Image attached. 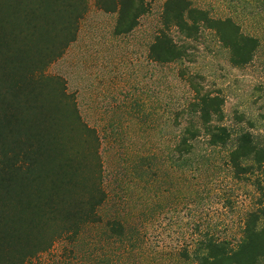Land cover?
Listing matches in <instances>:
<instances>
[{"label": "trees", "instance_id": "1", "mask_svg": "<svg viewBox=\"0 0 264 264\" xmlns=\"http://www.w3.org/2000/svg\"><path fill=\"white\" fill-rule=\"evenodd\" d=\"M222 1L241 20L212 15L192 0H165L148 58L181 61L191 41L211 31L231 66L251 63L264 43V0ZM94 4L115 14L114 35L130 34L151 9V0ZM88 9V0H0V264H32L56 241H76L86 227L103 222L100 137L83 119L64 77L47 71L76 40ZM180 75L190 95L177 113L178 160L195 165L203 142L224 148L231 176L251 179L256 199L236 240L205 231L179 255L188 264H264V137L243 113L235 114L241 127L232 129L222 95L197 74L182 69ZM103 224L109 236L123 239L122 222Z\"/></svg>", "mask_w": 264, "mask_h": 264}, {"label": "rangeland", "instance_id": "2", "mask_svg": "<svg viewBox=\"0 0 264 264\" xmlns=\"http://www.w3.org/2000/svg\"><path fill=\"white\" fill-rule=\"evenodd\" d=\"M164 1L151 0L130 34L114 35L115 14L88 0L76 40L47 68L64 77L83 119L97 130L106 190L98 213L103 222H122L125 235L119 240L103 222L94 224L76 241H56L32 264H188L180 252L205 231L239 237L256 199L252 180L231 176L224 148L200 143L195 165L174 151L177 113L190 95L180 71L201 76L207 89L222 95L232 129L241 127L235 114L243 113L264 137V43L251 63L237 68L214 34L204 31L183 60L153 62L148 47ZM192 1L212 15L241 20L222 0Z\"/></svg>", "mask_w": 264, "mask_h": 264}]
</instances>
